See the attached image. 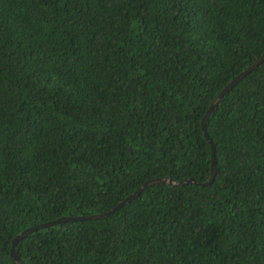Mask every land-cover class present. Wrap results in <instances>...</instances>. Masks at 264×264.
<instances>
[{"label": "trees", "instance_id": "obj_1", "mask_svg": "<svg viewBox=\"0 0 264 264\" xmlns=\"http://www.w3.org/2000/svg\"><path fill=\"white\" fill-rule=\"evenodd\" d=\"M264 0H0V264H264Z\"/></svg>", "mask_w": 264, "mask_h": 264}, {"label": "water", "instance_id": "obj_2", "mask_svg": "<svg viewBox=\"0 0 264 264\" xmlns=\"http://www.w3.org/2000/svg\"><path fill=\"white\" fill-rule=\"evenodd\" d=\"M264 60V52L256 58L250 65H248L245 69L241 70L238 74H236L214 97V99L210 102L208 105L203 117H202V127L204 130V134L208 141L210 142L211 149H212V164H211V173L210 176L208 177L206 182H210L215 175V161H214V144L209 137L206 128H205V122L206 119L208 118L210 112L212 109L215 107V105L219 102L221 97L224 95L225 92H227L231 87L234 86L244 75H246L248 72H250L253 68H255L258 64H260ZM193 181L191 177H187L185 179L179 180L177 182L172 181L169 177H155L152 179L146 180L144 183H142L135 191L132 193L128 194L126 197H124L120 202H118L114 207L111 209H108L104 212L100 213H93V214H88V215H61L53 220H49L46 222H42L36 225L29 226L25 229H23L20 233L15 235V237L12 239L11 243V254L16 260L17 264H25L22 259L16 254L15 252V243L17 242L18 239L22 238L24 235H26L28 232H31L32 230L39 228V227H44L48 226L53 223L57 222H63V221H68V220H77V219H84V218H98V217H105L111 213H113L115 210H117L121 205H123L125 202L129 201L130 199L134 198L137 196L147 185L151 183H160V182H170V183H179L183 184L186 182H191Z\"/></svg>", "mask_w": 264, "mask_h": 264}]
</instances>
